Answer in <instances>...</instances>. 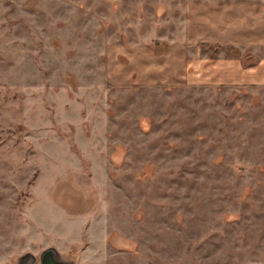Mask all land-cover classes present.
I'll return each mask as SVG.
<instances>
[{"label":"rangeland","instance_id":"rangeland-1","mask_svg":"<svg viewBox=\"0 0 264 264\" xmlns=\"http://www.w3.org/2000/svg\"><path fill=\"white\" fill-rule=\"evenodd\" d=\"M184 1L0 0V264H264V86L119 52L177 41Z\"/></svg>","mask_w":264,"mask_h":264},{"label":"crops","instance_id":"crops-1","mask_svg":"<svg viewBox=\"0 0 264 264\" xmlns=\"http://www.w3.org/2000/svg\"><path fill=\"white\" fill-rule=\"evenodd\" d=\"M182 21L157 51L119 50L139 82L264 86V0H185Z\"/></svg>","mask_w":264,"mask_h":264},{"label":"water","instance_id":"water-1","mask_svg":"<svg viewBox=\"0 0 264 264\" xmlns=\"http://www.w3.org/2000/svg\"><path fill=\"white\" fill-rule=\"evenodd\" d=\"M51 255V259H49L48 262H44L45 255L49 254ZM40 264H69L63 260H59L55 257L51 249H46L41 253V259Z\"/></svg>","mask_w":264,"mask_h":264},{"label":"flooded vegetation","instance_id":"flooded-vegetation-1","mask_svg":"<svg viewBox=\"0 0 264 264\" xmlns=\"http://www.w3.org/2000/svg\"><path fill=\"white\" fill-rule=\"evenodd\" d=\"M40 259H41V255H40ZM49 259H51V255H50V253L47 254V255H45V257H44V262H48ZM40 261H41V260H40Z\"/></svg>","mask_w":264,"mask_h":264}]
</instances>
